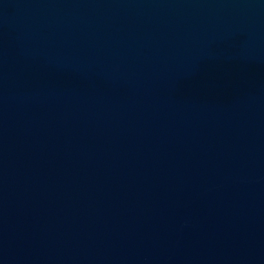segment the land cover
<instances>
[{
    "label": "water",
    "instance_id": "95a60500",
    "mask_svg": "<svg viewBox=\"0 0 264 264\" xmlns=\"http://www.w3.org/2000/svg\"><path fill=\"white\" fill-rule=\"evenodd\" d=\"M0 264H264V0H0Z\"/></svg>",
    "mask_w": 264,
    "mask_h": 264
}]
</instances>
